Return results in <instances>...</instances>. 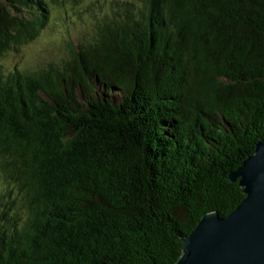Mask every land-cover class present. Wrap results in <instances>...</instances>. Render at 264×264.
I'll return each instance as SVG.
<instances>
[{"label":"trees","instance_id":"1","mask_svg":"<svg viewBox=\"0 0 264 264\" xmlns=\"http://www.w3.org/2000/svg\"><path fill=\"white\" fill-rule=\"evenodd\" d=\"M60 1L0 0V60ZM69 16L84 37L59 63H0V264H176L205 215L246 198L230 175L264 142V0Z\"/></svg>","mask_w":264,"mask_h":264},{"label":"water","instance_id":"2","mask_svg":"<svg viewBox=\"0 0 264 264\" xmlns=\"http://www.w3.org/2000/svg\"><path fill=\"white\" fill-rule=\"evenodd\" d=\"M246 198L227 217L204 216L189 237L176 264H264V142L230 175Z\"/></svg>","mask_w":264,"mask_h":264},{"label":"rangeland","instance_id":"3","mask_svg":"<svg viewBox=\"0 0 264 264\" xmlns=\"http://www.w3.org/2000/svg\"><path fill=\"white\" fill-rule=\"evenodd\" d=\"M75 1L76 0H64L58 2L57 5H55V2L50 4V7L52 8V13H49L51 25H49L48 28L42 32L41 36L34 42L20 47L18 51H9L8 57L0 60V63L8 69L20 67L22 69L37 70L45 67V65L48 62H52L53 59L56 60V63H59L60 57H67V55L62 56L64 53H62L59 41H62L64 39L63 37H68V34L73 35L75 41L83 39L84 37L77 31L79 26L73 22V17L69 15L72 13H77L78 15L80 13H82V15L85 14L94 2V0H85L83 2H79V0H77L76 2L78 3H75ZM97 5L99 4H95L96 8L98 7ZM86 20L89 21V18H86ZM158 34L159 33H156L155 37H159ZM113 90L114 93L120 95L117 98L118 100H124V94L122 92L114 88ZM148 109L150 108L148 107ZM142 114L143 113H141V115ZM190 235L186 237H189Z\"/></svg>","mask_w":264,"mask_h":264},{"label":"bare ground","instance_id":"4","mask_svg":"<svg viewBox=\"0 0 264 264\" xmlns=\"http://www.w3.org/2000/svg\"><path fill=\"white\" fill-rule=\"evenodd\" d=\"M148 10V9H147ZM146 10V11H147ZM107 16V15H106ZM139 16V15H138ZM182 23V22H181ZM120 24V23H119ZM136 25V24H135ZM185 25V24H184ZM183 27V26H182ZM46 28V27H45ZM47 29V28H46ZM179 32V31H178ZM164 34V33H163ZM193 34V33H192ZM202 35V34H201ZM205 99V98H204ZM95 108V107H94ZM93 113V112H92ZM101 113V112H100ZM99 117V116H98ZM95 119V118H94ZM6 121V120H5ZM99 121V120H97ZM28 122V121H27ZM40 129V128H39ZM51 156V155H50ZM253 156V155H252ZM251 156V157H252ZM34 157V156H33ZM249 157V156H248ZM30 159V158H29ZM20 161V160H19ZM20 163V162H19ZM25 167V166H24ZM29 167V166H28ZM19 172V171H18ZM142 191V190H141ZM31 198V197H30ZM115 198V197H114ZM112 199V198H111ZM101 200V199H100ZM178 200V199H177ZM32 201V200H31ZM112 201V200H111ZM174 202V201H173ZM111 203V202H110ZM35 205V204H34ZM104 206V205H103ZM105 207V206H104ZM190 207V206H189ZM97 211V210H96ZM98 212V211H97ZM141 219V218H140ZM138 221V220H137ZM143 231V230H142ZM125 233V232H124ZM163 233V232H162ZM175 239V238H174ZM94 259V258H93ZM86 260V259H85ZM126 261V260H125ZM128 261V260H127ZM132 262V261H131ZM105 264V263H104Z\"/></svg>","mask_w":264,"mask_h":264}]
</instances>
